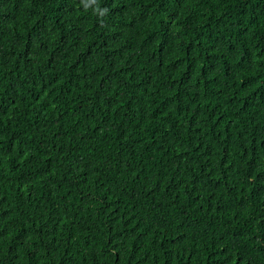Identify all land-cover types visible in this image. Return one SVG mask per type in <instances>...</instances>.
I'll return each mask as SVG.
<instances>
[{
	"label": "trees",
	"instance_id": "obj_1",
	"mask_svg": "<svg viewBox=\"0 0 264 264\" xmlns=\"http://www.w3.org/2000/svg\"><path fill=\"white\" fill-rule=\"evenodd\" d=\"M0 264H264V0H0Z\"/></svg>",
	"mask_w": 264,
	"mask_h": 264
},
{
	"label": "clouds",
	"instance_id": "obj_2",
	"mask_svg": "<svg viewBox=\"0 0 264 264\" xmlns=\"http://www.w3.org/2000/svg\"><path fill=\"white\" fill-rule=\"evenodd\" d=\"M89 3L95 4L96 3V0H85V7H88L89 6ZM97 11H99V9H97ZM101 14H103V13H101Z\"/></svg>",
	"mask_w": 264,
	"mask_h": 264
}]
</instances>
